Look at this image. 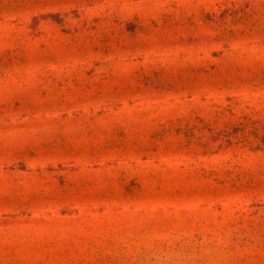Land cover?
Masks as SVG:
<instances>
[{"label":"rangeland","instance_id":"rangeland-1","mask_svg":"<svg viewBox=\"0 0 264 264\" xmlns=\"http://www.w3.org/2000/svg\"><path fill=\"white\" fill-rule=\"evenodd\" d=\"M0 264H264V0H0Z\"/></svg>","mask_w":264,"mask_h":264}]
</instances>
